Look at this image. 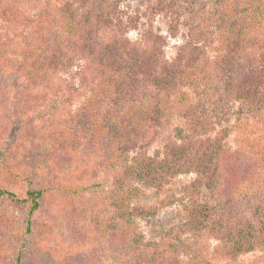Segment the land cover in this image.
I'll list each match as a JSON object with an SVG mask.
<instances>
[{
    "label": "trees",
    "instance_id": "obj_1",
    "mask_svg": "<svg viewBox=\"0 0 264 264\" xmlns=\"http://www.w3.org/2000/svg\"><path fill=\"white\" fill-rule=\"evenodd\" d=\"M165 1L169 32L181 37L172 54L166 37L121 0L49 5L29 21L18 79L7 76V46L0 45V92L11 93L16 105L22 96L47 108L61 132L91 147L89 159L116 174L111 191L106 179L83 189L106 194L97 242L113 264H238L244 254L264 255V0H208L203 8L195 0ZM23 2L0 0V16L18 17ZM133 28L137 37L129 36ZM180 118L182 134L160 155L121 143H134L135 124ZM30 134H18L15 161L27 152L33 160L12 169L15 161L0 159V203L30 204L25 233L33 230L41 198L62 182L50 171L57 160L53 136L46 144ZM182 175L194 178L181 194L179 221L149 239L134 200L150 194L166 200ZM13 181L27 185L25 197ZM203 187L212 203L203 200ZM16 260L26 264L21 250Z\"/></svg>",
    "mask_w": 264,
    "mask_h": 264
},
{
    "label": "rangeland",
    "instance_id": "obj_2",
    "mask_svg": "<svg viewBox=\"0 0 264 264\" xmlns=\"http://www.w3.org/2000/svg\"><path fill=\"white\" fill-rule=\"evenodd\" d=\"M65 1L24 0L22 6L16 9L18 17L0 16V45L7 46L2 51L7 76L11 74V78L18 79L17 70L27 52L23 41L28 35L29 21L38 19L47 11L49 5L62 4ZM195 1L197 7L201 8L208 2V0ZM161 2L162 0H121V6L132 15L138 14L154 31L161 32L167 39V52L172 54L175 51V45L180 43L181 37L175 38L169 32L166 23V12H169L166 6L167 1L164 4ZM129 36L137 37V29H131ZM7 79L10 78L7 77ZM11 83L12 81L9 88L13 89L15 86ZM17 92L19 93V89ZM17 100L19 102H16V105L11 93L0 92V159L6 156L8 162L15 161L16 155H19L15 142L22 130L39 137L46 144L47 134H50L55 140L52 147L56 150L57 158L52 165V168H55V165L56 168L50 171L60 175L62 182L59 191H54L52 194L46 192L41 198L40 206L32 216L31 233H25L30 204L13 199L2 200L0 203V264H17V254L20 250L26 264H92L91 259L95 260V264H113L114 260L110 251L97 242L99 223H102L101 206L106 194L100 196L83 189L90 180L106 179V188L111 191L116 174L107 167L100 168V165L96 163V157L89 159L88 153L92 152L91 147L83 148L81 141L74 140L70 132H61L56 123L52 122L53 115L47 111V108L41 109L38 102L26 103L22 96ZM184 125L182 118L176 119L174 123L163 125L135 124L137 132L136 134L134 132L131 138L134 143L129 141L130 139H124L121 143L131 152L144 150L149 155H160L168 140L182 134L183 131L178 128ZM69 145L70 148H68ZM27 158L33 160V155L28 152L21 155L10 167L13 169L20 166L21 162L26 161ZM41 158L43 160L47 158V151ZM193 178V175L180 176L172 183L169 192L165 193L166 200H158L152 194L149 197L134 200L143 208L138 218L141 230L149 239L159 238L167 228L177 224L180 219L181 194ZM10 185L20 198L26 196V184L13 181ZM163 196L165 198V195ZM202 198L209 203L213 202L205 187H203ZM214 244L215 241L212 245ZM260 254L259 252L244 254L238 258V264H264V255L259 256ZM213 264L222 263L214 261Z\"/></svg>",
    "mask_w": 264,
    "mask_h": 264
}]
</instances>
